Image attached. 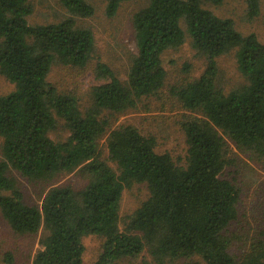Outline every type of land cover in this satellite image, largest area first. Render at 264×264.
<instances>
[{
	"label": "trees",
	"instance_id": "16d2710c",
	"mask_svg": "<svg viewBox=\"0 0 264 264\" xmlns=\"http://www.w3.org/2000/svg\"><path fill=\"white\" fill-rule=\"evenodd\" d=\"M60 1L69 15L34 23L32 0H0V72L15 85L0 92V210L15 231H42L33 264H84L83 238L89 234L105 238L93 264L137 257L146 248L158 264L195 256L206 264H264V229L245 252L233 248L231 226L239 218L242 187L224 175L233 161L229 140L264 156V41L210 7L224 0H149L133 14L137 52L129 55L127 78L98 60L94 71L103 80L92 86V102L82 110L79 97L60 91L49 76L55 64H91L94 31L79 21L93 16L96 6ZM104 1L105 14L113 17L129 0ZM246 1L249 17L257 16L260 0ZM187 32L207 65L171 90L193 112L182 122L188 148L180 163L157 150L155 135L132 123L114 126L112 117L161 92L167 77L163 54L181 45ZM232 50L246 81L225 90L217 82L218 57ZM60 121L69 135L57 140L51 132ZM105 137L115 166L102 157ZM11 167L49 182L41 204L25 200L8 174ZM76 170L85 185L59 183ZM136 183H146L149 194L122 229L123 192ZM0 264H16L14 254L5 252Z\"/></svg>",
	"mask_w": 264,
	"mask_h": 264
},
{
	"label": "rangeland",
	"instance_id": "374dc122",
	"mask_svg": "<svg viewBox=\"0 0 264 264\" xmlns=\"http://www.w3.org/2000/svg\"><path fill=\"white\" fill-rule=\"evenodd\" d=\"M32 1L34 12L30 18L31 22H55L69 15L60 0ZM90 1L96 6V13L88 18L80 19L79 23L94 31L96 50L93 61L85 68L55 64L49 76L60 91L74 93L79 97L82 110L92 102V86L103 80L98 79L94 71L98 60L109 63L122 79L127 78L129 55L137 52L133 14L149 2V0L125 1L115 16L108 17L105 14L104 0ZM260 6V13L255 17H249L246 0H224L220 6L211 5L210 7L222 17L232 18L235 26L242 33L254 32L264 41V0H260ZM163 63L167 69V77L161 92L144 98L137 108L117 114L112 117V121L114 126L132 123L142 132L155 135L158 151L169 152L177 161L185 163L188 144L182 122L193 112L183 109L171 90L187 79L200 76L206 68L207 60L192 45V39L187 32L186 39L181 45L164 52ZM218 68L217 82L225 90L245 83L246 79L238 67L236 50L218 57ZM14 88V83L0 72V92L9 93ZM68 135L69 130L62 121L51 132V136L57 140L65 139ZM229 142L233 149V161L226 168L224 175L235 180L242 187L239 218L231 226L233 235L235 234L233 248L241 254L249 248L253 237L257 239L262 237L261 233L264 229V156L243 152L231 140ZM2 145L3 139L0 137V160ZM102 157L115 166L109 159L106 137L102 139ZM8 174L16 179L28 203H42L49 182L30 179L13 167ZM59 183L71 184L79 189L85 185L86 179L76 170L60 176ZM148 194L146 183H136L124 190L120 208L123 217L122 229L125 228L124 222L128 221L129 215L148 197ZM41 234L42 231L37 234L15 231L0 210V263L4 253L11 251L16 264H33L35 253L40 248ZM104 241V236L98 234H89L83 238L84 264H93L99 259ZM143 260L158 264L152 260L147 248L137 257H124L108 264H142ZM166 264L206 263L201 257L195 256L191 259L167 260Z\"/></svg>",
	"mask_w": 264,
	"mask_h": 264
}]
</instances>
